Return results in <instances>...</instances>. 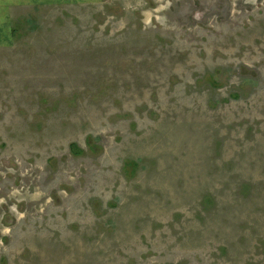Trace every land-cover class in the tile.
<instances>
[{"label":"rangeland","instance_id":"1","mask_svg":"<svg viewBox=\"0 0 264 264\" xmlns=\"http://www.w3.org/2000/svg\"><path fill=\"white\" fill-rule=\"evenodd\" d=\"M0 264H264V0H0Z\"/></svg>","mask_w":264,"mask_h":264},{"label":"trees","instance_id":"2","mask_svg":"<svg viewBox=\"0 0 264 264\" xmlns=\"http://www.w3.org/2000/svg\"><path fill=\"white\" fill-rule=\"evenodd\" d=\"M75 146H73V148H74Z\"/></svg>","mask_w":264,"mask_h":264},{"label":"crops","instance_id":"3","mask_svg":"<svg viewBox=\"0 0 264 264\" xmlns=\"http://www.w3.org/2000/svg\"><path fill=\"white\" fill-rule=\"evenodd\" d=\"M95 1V0H94Z\"/></svg>","mask_w":264,"mask_h":264}]
</instances>
